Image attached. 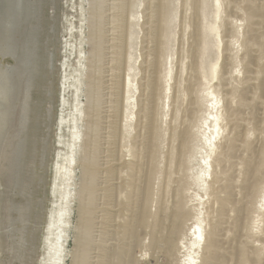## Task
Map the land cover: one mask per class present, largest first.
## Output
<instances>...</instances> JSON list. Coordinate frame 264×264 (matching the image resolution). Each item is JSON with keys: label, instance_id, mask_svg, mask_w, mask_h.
<instances>
[{"label": "bare ground", "instance_id": "obj_1", "mask_svg": "<svg viewBox=\"0 0 264 264\" xmlns=\"http://www.w3.org/2000/svg\"><path fill=\"white\" fill-rule=\"evenodd\" d=\"M201 1L130 0V3L127 2L128 7L124 4L121 5V10L125 13L126 9L130 18L135 16L137 7H144L145 41L149 40L147 44L150 42L152 47L150 51L149 48L148 50L146 48L149 53L147 55V52L145 53L147 66H144L146 74L142 75L144 80L140 79L144 81L143 85L142 82L140 83L141 94H139L134 75L127 73L134 69L129 63L130 55L123 54L124 50L115 53L116 71L114 72L116 73L114 78L110 79L113 82L111 85L114 90L110 95L115 93L116 99L119 97L123 89L120 71L126 67V101L128 104L124 118L127 121L123 123L122 127L125 133L128 129L136 127V134L132 140L130 136V141L126 142L127 134L124 135L120 127L119 130L118 126L121 123L117 125V119L119 120V116H121L120 104L118 99L114 100V107H111L113 108L111 111L112 120L108 127L110 130L107 129L111 138L109 139L107 136L110 140L107 153L111 158L110 163L107 161L105 168L100 170L94 161V154L93 157L86 156L85 162L81 165L87 182L77 193L80 197L78 210L84 230V235L79 241L83 250L78 257L77 264H86L87 261L86 252L91 243L90 233L96 208L94 205L95 193L98 188L96 178L100 172H104L108 182L120 180L121 184L119 198L120 196L122 198V209L119 212L118 231L126 243L122 253L116 256L117 264H141L139 258L134 254L135 248L139 249L141 257L149 256L151 264H174L178 255L182 258L181 264H259L263 261L262 251L257 248H252L250 251L246 244L254 226V222L248 221L254 211L253 199L260 189H264V146L260 143L256 144L255 140L257 141V139L248 140V133H242L241 128L244 126L237 125L236 117L240 114L239 112H245L248 117L251 116L249 123L256 125L260 120H257L255 112L258 110L264 112V0H242L244 1L243 17L246 26L241 34L234 32L232 22L229 20L230 16L229 18L226 16L228 19L221 18V14L224 12L231 14L236 0H211L213 5L209 16L210 20H207V14L203 10ZM241 5H243L242 2ZM179 6L184 13L191 12L192 14L190 23L186 21L182 23L184 36L189 30L188 36H185L188 37L189 42L186 40L187 56L184 57H188L190 61L185 63L182 60H186V58H182L181 61H176L174 70L168 66L167 72L161 75L159 68L163 57L162 51L166 42L172 37L170 24L173 23L172 16L177 12L176 9ZM121 10L118 11L122 12ZM124 13L122 12L120 15H124ZM120 25L122 24L120 23ZM205 32L212 34L217 41V61L209 64L201 61L208 45L204 40ZM121 35L124 37V33ZM111 36L113 37V35ZM238 41L242 52L239 57H235L230 54L231 46L233 42ZM116 44L118 45V43ZM181 56L183 55L181 54ZM179 58L181 57L179 56ZM237 62L242 69L241 78L237 77L240 79H237L236 75H232L231 72ZM110 78H112L111 75ZM213 80L216 81L215 84H211ZM235 83L237 84L235 85ZM137 93L136 96L141 95L143 98L141 99L139 96L138 121L132 126L128 120L133 121L135 118L133 110L137 105L135 98ZM201 101L210 104V107L206 109L207 118H203L200 123L196 113ZM219 103L221 106L216 108ZM76 111L77 114L83 112L80 109H76ZM160 112H164V116H168L165 129H161L159 124L158 115ZM243 116L245 117V115ZM260 123L262 124L263 120ZM256 126L258 127V125ZM244 129L242 130L244 131ZM258 136L255 137L259 139L260 136ZM71 139L79 140V132H73ZM83 140L87 141L88 138ZM89 140L87 144L96 153L94 138L90 137ZM164 145L165 150L163 151ZM122 148L126 149L130 160L123 159V155L120 153ZM68 159L70 161L68 164L75 165L74 156H70ZM193 161L196 162V172L190 176L189 173L194 168L189 165ZM114 185L108 183V186H103L102 191V188L100 189L108 203L106 206L115 197H113L114 190L117 192ZM193 187L196 190L192 189ZM192 190L193 194L189 195V191ZM199 191L207 196L206 201H201L203 197ZM66 193L63 196H68L66 198L69 200L68 202H71L72 198H76V194ZM262 195L260 208L255 209L258 212L264 207V191ZM85 196L87 197L86 202L81 203ZM68 202L66 201V204ZM192 202H196L195 207H200L195 215L191 214V209L194 210V206L191 205L192 207L188 208V204ZM64 209L66 213H60L58 217L56 216V220L53 218L55 221L51 222L53 226L55 223L58 224L55 231L58 230V232L56 235L55 232L54 234L51 232L53 236L55 235V239L48 240V251L50 250L52 254H47V257L50 258V261H47L50 264L63 262L64 237L67 236L65 230L71 208L68 205ZM60 210L63 209L60 208ZM104 210L106 211L101 212L104 218L102 219L109 221L111 212L109 209ZM112 217L116 218L115 214ZM257 218L260 220L259 222L263 223L261 232L264 233V213H258ZM257 218L255 220H258ZM190 219H193L191 233L193 239L186 241L183 229L185 223ZM223 224L226 227H223ZM111 252L114 253V251ZM159 256L164 259L163 263L158 262Z\"/></svg>", "mask_w": 264, "mask_h": 264}, {"label": "rangeland", "instance_id": "obj_2", "mask_svg": "<svg viewBox=\"0 0 264 264\" xmlns=\"http://www.w3.org/2000/svg\"><path fill=\"white\" fill-rule=\"evenodd\" d=\"M127 2L130 3V0H94L93 2L90 0H0V264H50V258L47 257V254H52L50 250L48 251V240L50 238L54 240V236L58 232V230L55 232L58 224L55 223L53 226L51 222L54 220L53 218L56 220V216L58 217L60 213L63 214L64 208L68 205L71 209H69L68 225L65 230L67 236L64 237L65 244H63L65 253L63 262L60 264L78 263V257L83 250L79 241L84 235V230L78 210L80 197L77 193L81 190L82 185L87 182V178L82 173L81 165L85 162L86 156L93 157L94 154V161L100 170L104 169L111 160L107 155L110 141L108 138L111 139L107 129L110 130L108 127L112 120L111 111H113L111 107H114V102L117 99L120 104H118L119 109H121V116H119V120L117 119V125L121 123L118 128H122L123 131L122 125L127 121L124 118L128 104L126 101V67L120 71L123 89L119 97L116 99L115 93V95H110L114 90L111 80L116 73L114 72L116 71L115 53L124 50L123 54L130 55L129 63L134 69L127 73L134 75L139 94H141L142 86L140 83L142 82V85L144 83L143 76L146 74L144 68L147 66L145 56L149 53L146 48L147 50L149 48L150 51L152 47L150 42L147 46L149 40L146 39L145 41L144 7H137L135 16L130 18L126 9V15L121 10V5H129ZM201 3L207 14V20H210L212 1L202 0ZM233 6L234 10L231 14L224 12L221 14V18L226 16L229 18L230 16L229 20L232 22L234 32L241 34L246 26L243 17L244 1L236 0ZM118 10H121L124 15H120L122 12ZM176 10L177 12L172 16L173 23L170 24L172 37L166 42L162 51L163 57L159 68L161 75L167 72L168 66L174 70L176 61H181L182 58H186V60H182L185 63L190 61L188 57H184L187 56L188 45L186 40H189L185 36H188L189 30L184 36L182 23L185 21L190 23L192 14L191 12L184 13L180 6ZM187 15H190V18ZM124 17L128 19H126L128 25L126 21V23L124 22L125 19L122 20ZM142 27L143 29H141ZM123 33L124 37L121 35ZM119 37L121 40L118 39ZM204 40L208 45L201 61H204L205 64L213 63L218 58L216 38L209 32H205ZM114 41H117L118 45ZM144 43L146 45H143ZM241 52L239 41L233 42L230 54L239 57ZM179 56L181 58L178 59ZM143 63L145 64L142 65ZM238 64L237 62L234 65L231 72L232 75H236V78H241L242 69ZM214 82L216 83L213 80L211 84H215ZM136 95L138 93L135 94L137 105L133 110L135 118L133 121L128 120L132 126L138 121V100L143 98L141 95H139L140 98ZM220 106L221 103L217 104L216 108ZM209 107L210 104L200 102L196 113L200 123L203 118H207L206 109ZM76 109L83 112L77 114ZM239 113L242 116L237 115L236 123L241 127L244 126L239 127L242 133H248L249 141L257 139L255 143L264 146V112L261 110L255 112L257 120L259 119L261 122L263 120L262 124L260 121L256 123L258 127L249 123L251 116L248 117L245 112ZM164 115V112H160L158 115L161 129H165L168 122V116ZM74 127H76L74 130L79 132V140L77 139V141L71 139L72 133L75 132L72 129ZM123 134H127L126 142L130 141V136L132 140L136 134V127L128 129L127 133L123 131ZM258 134L260 140L256 138ZM90 137L94 138L96 153L87 144ZM84 138H88V140H83ZM121 150L120 153L123 156L120 155L123 159L130 160L126 149L122 148ZM164 150L165 145L163 146ZM70 156H74L75 165L68 164ZM199 163L201 164L200 161ZM189 166L194 168L189 173L192 176L196 172V162L193 161ZM96 181L99 189L97 188L95 193L94 205L96 208L94 209L95 215L90 233L91 243L86 252V264H117L116 256L122 253L126 243L118 231L119 212L122 209V198L121 196L119 198L120 180L108 182L104 172H100ZM108 183L115 184L117 192L114 190L113 197H115L106 206L108 203L100 189L102 188V191L103 186H108ZM192 189L196 190L195 187ZM263 191L264 189H260L253 199L254 211L251 213V217L249 216L248 221L254 222V226L252 234H250L251 237L246 244L250 251L252 248L262 251L261 258L263 261L259 264H264V233L261 232L263 223L259 222L257 216L260 212L264 213V207L259 212L255 209L260 208ZM61 193L63 194L61 195ZM65 193L76 194V198H72L71 202H68L69 200L66 199L68 196H63ZM190 194H193V190L189 191ZM199 194L203 197L201 201L207 200V196H204L203 192L199 191ZM86 199L85 196L81 203H85ZM197 201L200 200L197 199ZM191 205L194 206V210L191 209V214L195 215L200 207H195L196 202H192L188 204V208H191ZM104 209H109L111 212L109 221L103 220L102 213L106 211ZM114 214L116 218L112 217ZM256 218L258 220H255ZM192 223L193 219L185 223L183 232L186 241L193 239L191 237ZM223 227L226 225L223 224ZM259 228L261 229L259 230ZM48 229H50L49 232ZM51 232L53 234L55 232V235L53 236ZM224 238L226 240V237ZM134 254L139 258L141 264L149 263V256L141 257L139 249L135 248ZM159 258L157 259L158 262L163 263L164 259L160 256ZM181 260V256L178 255L174 264H181Z\"/></svg>", "mask_w": 264, "mask_h": 264}]
</instances>
